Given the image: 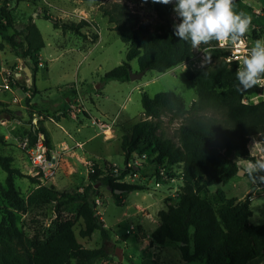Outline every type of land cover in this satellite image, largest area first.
<instances>
[{"label":"trees","instance_id":"16d2710c","mask_svg":"<svg viewBox=\"0 0 264 264\" xmlns=\"http://www.w3.org/2000/svg\"><path fill=\"white\" fill-rule=\"evenodd\" d=\"M8 4L5 0L1 12L7 24L12 26ZM154 6L162 21L154 31L140 25L136 15L122 3L100 7L103 16L114 26L112 30L119 33L127 47L125 61L104 76L103 84L139 80L149 71L164 74L194 57V49L174 36V21L168 17L165 5ZM40 18L50 21L55 29L64 33L85 37L82 30L88 26L86 21L68 24L47 14ZM6 29L0 23V35L9 42L11 52L24 61L31 94L37 96L40 94L36 86L38 57L45 48L42 34L31 21L21 33L15 30L13 35H8ZM204 47L210 49L204 53L210 65L197 73H187L194 83L197 100L187 108L184 101L172 93L154 98L143 93L144 119L134 125L130 136H122L121 148L125 159L132 154L151 151L159 155L158 161L182 165L183 187L176 198L166 200V209L158 212L160 224L152 234V244L163 246L168 241L178 244L186 263L249 264L264 258V225L250 223L251 202L239 204L236 199L226 200L224 195L215 205L206 195L210 193V187L226 185L237 176L240 160L256 163L249 145L257 137L264 146V100L258 104L243 103L244 98L257 96L258 88L238 92L235 76L238 64L226 63L227 51L217 48L215 42ZM3 49L0 45V50ZM28 59L33 62L32 67L26 62ZM133 61L137 62L136 71L131 65ZM66 95L74 100L77 91L73 88ZM167 112L177 113L182 118L175 139L157 133L156 120ZM38 134L43 136L51 159L53 145L47 129L40 128ZM36 141L34 137L31 144ZM12 162V158L0 156V166L7 174L5 199L9 202L0 220V264H97L107 260L112 255L109 250L112 230L97 214L94 187H109L119 196L148 190L144 186L115 183L106 174L112 164L105 161L96 166L95 174L89 175L90 185L82 192H58L54 187L39 185L25 200L16 189L15 178L20 173L11 167ZM246 177L261 182L264 171H252ZM48 204L54 205L53 231L45 239L27 238L18 227L14 212L24 210L26 205ZM72 204H78L75 217L66 214ZM78 220L83 223L79 232L81 238L89 239L95 232L100 233V248L87 249L81 245L74 230ZM120 241L126 243L128 236L121 237ZM141 264L160 263L145 259Z\"/></svg>","mask_w":264,"mask_h":264},{"label":"rangeland","instance_id":"374dc122","mask_svg":"<svg viewBox=\"0 0 264 264\" xmlns=\"http://www.w3.org/2000/svg\"><path fill=\"white\" fill-rule=\"evenodd\" d=\"M4 1L0 0V23L6 26V33L13 35L15 30L21 33L31 21L41 32L45 42V48L38 57L36 86L40 94L26 97L25 93L31 87L26 82L24 61L11 52L9 42L0 35V45L4 47L3 51L0 50V68L5 67L12 73L21 74L18 76L16 91L23 99L25 107L22 109L20 105L9 103L10 101H0V106L3 107L0 110V156L12 158L11 167L20 173L15 178V186L25 200L39 185L54 187L58 192H82L90 185L85 161L79 159H76V164H62L64 157L58 156L57 174L52 180L46 181L42 173L38 174L22 144L25 140L31 142L34 137L38 139L39 129L46 128L45 123L57 142L65 141L73 149L75 143L83 144L82 148L74 150L88 161L92 160L88 158L107 160L122 168L125 157L121 138L124 135L130 136L134 125L144 119L141 104L143 93L152 98L159 94L172 93L180 97L187 108L197 100L194 83L189 80L187 73H197L202 67L210 65L202 52L203 48L201 51L194 50V57L190 61L164 74L149 71L135 81L102 82L107 73L125 61L127 47L121 41L119 33L112 30L114 26L103 16L100 7L109 3H122L136 15L140 25L154 31L160 27L162 21L151 0L147 3L144 0H8L13 18L12 26L2 17ZM165 8L169 12L168 17L174 21L172 5H165ZM234 8L244 11L252 18L250 30L245 37L247 42L253 46L256 40L264 39V0H238L234 3ZM45 14L68 24L86 21L88 26L82 30L85 37L55 29L50 21L40 18ZM19 39L22 40L23 37ZM26 62L30 67L33 66L30 59ZM131 65L134 71L138 69L136 61ZM73 88L77 91V98L74 100L66 95ZM262 100L264 99L259 98L255 102ZM21 111L26 113L22 114ZM84 112L105 122L116 119L114 136L108 132L104 136L109 138L106 140L102 135H96L99 132L98 127L93 124L92 119H83ZM72 116L82 119L83 124L72 118L60 123L54 122L61 117ZM181 121L182 118L177 113L162 114L156 120L158 135L175 139ZM61 126L75 138L70 139ZM249 148L256 163L264 162V146L257 137L251 140ZM61 150L66 151L63 144ZM96 163L102 165L101 162ZM256 163L240 160L238 167L245 171V177L236 176L226 185H214L206 196L215 205L220 203L224 195L226 200L236 199L239 204L250 201V223L264 225V180L259 182L246 177L247 173L255 171L253 166ZM6 178L7 174L0 166V220L9 206L5 199ZM94 190L97 214L102 216L105 226L112 230L109 248L112 255L97 264H141L145 259L156 260L160 264H206L205 261L184 262L176 243L168 241L163 246L152 244V234L160 224L158 212L166 209L165 202L168 197L165 187L156 189L152 185V190L123 196L113 193L106 186L97 185ZM77 208L78 204L70 205L66 214L75 217ZM53 209L52 204L26 205L24 210L14 212L18 227L27 238L45 239L55 227ZM82 228V220H78L74 230L81 245L87 249L100 248V233L95 232L91 238L83 239L79 235ZM126 235L128 241L121 242L120 238ZM118 249H122L126 255L123 254L121 261L117 256Z\"/></svg>","mask_w":264,"mask_h":264},{"label":"clouds","instance_id":"9594fccd","mask_svg":"<svg viewBox=\"0 0 264 264\" xmlns=\"http://www.w3.org/2000/svg\"><path fill=\"white\" fill-rule=\"evenodd\" d=\"M145 3L148 0H144ZM153 4L172 5L173 34L194 50L215 42L220 47L232 46L239 50L245 44L252 18L234 8V0H151ZM210 49L204 47L202 52ZM207 59V56H206ZM231 59V58H229ZM236 90L247 92L254 87L264 88V39H258L241 58L235 73ZM253 168L264 171V162L258 161ZM252 169H250L251 171ZM264 179V177H262Z\"/></svg>","mask_w":264,"mask_h":264},{"label":"built area","instance_id":"2783aa9c","mask_svg":"<svg viewBox=\"0 0 264 264\" xmlns=\"http://www.w3.org/2000/svg\"><path fill=\"white\" fill-rule=\"evenodd\" d=\"M246 40V38H245ZM251 45L247 42L239 50L232 46L217 48L227 51L226 63H237L240 67L241 58L247 54V49ZM205 55V54H204ZM231 58V59H229ZM21 74L12 73L7 68H0V96H9V101L12 104L23 106V99L17 95V87L19 83V77ZM26 82L30 84V80L27 78ZM259 93L254 97H246L243 100L245 104H258L255 102L257 99H264V88L257 86ZM26 97H31V91L25 93ZM116 119L111 122H105L104 120H93V124L98 127V135L106 136L108 132H111ZM83 144L75 143V148H82ZM23 150L28 155L30 162L37 169L38 174L42 173L43 178L46 181L52 180L57 174L58 162L55 158H48L46 148L43 142V136L39 134L37 141L31 144L29 140H25L22 144ZM159 155L154 154L151 151L143 152L142 154H132L129 158L125 159L124 166L120 168L116 164H112L109 167V171L106 174L114 179L115 183L139 185L144 186L148 190H152V185L156 189L166 188V196L168 198H176L183 187V169L182 165H172L166 160L158 161ZM85 166L87 168L88 175L96 173V166L100 165L94 161H86ZM101 166V165H100ZM179 185V186H176ZM100 216V215H99Z\"/></svg>","mask_w":264,"mask_h":264},{"label":"crops","instance_id":"0c3cea01","mask_svg":"<svg viewBox=\"0 0 264 264\" xmlns=\"http://www.w3.org/2000/svg\"><path fill=\"white\" fill-rule=\"evenodd\" d=\"M10 99H9V96H0V101H9ZM10 103V102H9ZM13 108H17L18 109V107H16V106H12ZM3 107L2 106H0V110L2 109ZM22 108V107H21ZM16 109V110H17ZM23 109V108H22ZM18 112V111H17ZM21 112H23L22 114H25L26 112L25 111H21ZM87 112V111H86ZM85 115H83V119L85 120V118L86 117H84ZM89 116V118L88 119H92V122H93V120H96V119H99V118H93V116H91V115H88ZM68 118H72V119H74V120H77V121H79V123L80 124H83V120L82 119H80V120H78L77 119V116H72V117H66V118H60V119H58L57 121H55L54 120V122H56V123H60V122H62V120H69ZM45 127H46V129H47V131H48V133H49V135H50V138H51V141H52V145H53V152L51 153L52 154V157L53 158H57L58 156L59 157H64L63 158V160H62V164H63V162H66L67 164L69 163V162H71V164H76L77 163V161H76V159H79V160H83V161H88L87 160V158H85V156H81V155H79L74 149H73V146L71 147V146H68V143H66L65 141L64 142H62V143H59V142H57L55 139H54V137H53V135L51 134V131L49 130V128H48V126H47V123H45ZM62 128H63V126H61ZM64 129V131H65V133L67 134V136L71 139V138H75L74 136H72V134L70 133V132H68V131H66L65 130V128H63ZM78 131H80V129H78ZM113 132H114V128L112 129V131H111V133L113 134ZM75 135V134H74ZM96 135H98V134H96ZM113 136H114V134H113ZM104 137V136H103ZM106 140H108L109 138L108 137H104ZM78 142V141H77ZM63 144V146H64V148H66V151L65 152H63L62 150H61V145ZM88 159H92V160H90V161H96V162H101V164H103V162H105V161H107V160H103V161H101V160H98L97 158H88ZM107 162H109V161H107ZM109 163H111V164H116V163H112V162H109ZM117 165V164H116ZM235 179V177L231 180V181H233ZM217 185V184H216ZM252 201V200H251ZM102 213V212H101ZM102 215H103V213H102ZM147 217H149V215L147 216ZM101 220H103V218H102V216H101ZM108 228V227H107ZM258 260V261H257ZM249 264H264V258H257V259H255V260H253V261H251Z\"/></svg>","mask_w":264,"mask_h":264},{"label":"water","instance_id":"95a60500","mask_svg":"<svg viewBox=\"0 0 264 264\" xmlns=\"http://www.w3.org/2000/svg\"><path fill=\"white\" fill-rule=\"evenodd\" d=\"M238 0H234V3L235 2H237ZM237 176H242V177H245V171H243V170H239L238 171V174H237ZM110 189V188H109ZM111 190V189H110ZM114 193H118V192H114ZM119 194V193H118ZM123 250L122 249H118L117 250V256H118V259L121 261V260H123Z\"/></svg>","mask_w":264,"mask_h":264}]
</instances>
